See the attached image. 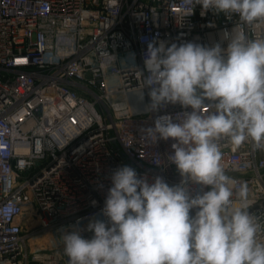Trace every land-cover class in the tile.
<instances>
[{
    "label": "built area",
    "instance_id": "obj_1",
    "mask_svg": "<svg viewBox=\"0 0 264 264\" xmlns=\"http://www.w3.org/2000/svg\"><path fill=\"white\" fill-rule=\"evenodd\" d=\"M187 7V0H0V208L15 209L0 215V264H68L61 230L103 218L120 166L180 183L167 159L174 141L147 143L142 129L161 115L178 122L191 109L145 110L148 43L226 48L223 34L242 28L264 38V22L250 28L235 15H201L199 4L185 15ZM222 152L226 173L248 185L249 212L264 218V149Z\"/></svg>",
    "mask_w": 264,
    "mask_h": 264
},
{
    "label": "clouds",
    "instance_id": "obj_2",
    "mask_svg": "<svg viewBox=\"0 0 264 264\" xmlns=\"http://www.w3.org/2000/svg\"><path fill=\"white\" fill-rule=\"evenodd\" d=\"M187 4L185 15L199 4L201 15H235L250 28L264 22V0ZM222 39L226 48L148 43L144 87L151 102L145 110L178 103L191 111L178 114V122L158 116L154 126L142 129V138L174 141L167 159L182 179L169 185L128 165L116 168L103 218L61 230L68 264H264V218L249 212L247 183L237 185L221 163L225 147L264 149V38H249L242 28ZM14 211L4 206L0 215L11 218ZM84 231L92 237L84 238Z\"/></svg>",
    "mask_w": 264,
    "mask_h": 264
}]
</instances>
